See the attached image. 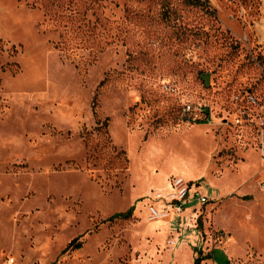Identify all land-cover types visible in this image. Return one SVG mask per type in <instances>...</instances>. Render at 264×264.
Instances as JSON below:
<instances>
[{
    "label": "rangeland",
    "instance_id": "374dc122",
    "mask_svg": "<svg viewBox=\"0 0 264 264\" xmlns=\"http://www.w3.org/2000/svg\"><path fill=\"white\" fill-rule=\"evenodd\" d=\"M263 143L264 0H0V264H264Z\"/></svg>",
    "mask_w": 264,
    "mask_h": 264
},
{
    "label": "trees",
    "instance_id": "16d2710c",
    "mask_svg": "<svg viewBox=\"0 0 264 264\" xmlns=\"http://www.w3.org/2000/svg\"><path fill=\"white\" fill-rule=\"evenodd\" d=\"M194 1H200V0H194ZM95 107H96V103L94 100V108ZM106 129H107V122H104L102 126H99L98 123V127L96 131L99 133L104 132L106 134ZM83 137L85 138L87 148L90 150V153L92 155L90 156L91 159H93L94 161H99L107 158V162H108L107 166L111 172L124 173L126 171L128 161L126 158V154L123 151H118L115 147L111 145V142L109 140H106L104 143L98 144L95 147H91L89 145L88 134L85 133ZM111 153H113V156ZM132 212H133V207L125 214L114 215L110 220L113 221L118 218H123V219L128 218L132 214ZM69 248L74 250L79 249L80 245H75L74 247L73 245H70L67 249ZM204 259L207 258L205 257ZM204 259L198 258L195 264H200Z\"/></svg>",
    "mask_w": 264,
    "mask_h": 264
},
{
    "label": "built area",
    "instance_id": "2783aa9c",
    "mask_svg": "<svg viewBox=\"0 0 264 264\" xmlns=\"http://www.w3.org/2000/svg\"><path fill=\"white\" fill-rule=\"evenodd\" d=\"M262 148L264 150V143L262 144ZM262 157L264 159V152ZM258 185L261 191L264 193V180L260 181ZM171 187L172 191L170 194H168L166 199H163L162 195L157 194L156 200H165L168 203L169 210L171 209L175 212V214H181L183 213L185 204L188 203L192 186L188 183H185L183 179L178 178L171 183ZM194 197L195 200L201 204H206L208 202L206 197H201L197 192L194 194ZM150 212L152 220H162L167 217V213L164 214L163 211L152 209ZM223 234L224 233L221 231L218 232L220 237H222Z\"/></svg>",
    "mask_w": 264,
    "mask_h": 264
},
{
    "label": "crops",
    "instance_id": "0c3cea01",
    "mask_svg": "<svg viewBox=\"0 0 264 264\" xmlns=\"http://www.w3.org/2000/svg\"><path fill=\"white\" fill-rule=\"evenodd\" d=\"M192 202H193L192 199L189 198V199H188V203L185 204V207H184V213H183L182 215H186V216L189 215L188 213H189L190 211L188 212L187 205H191ZM197 204L204 205V204H201V203H197ZM193 208H194V207H193ZM191 209H192V208H191ZM186 211H187V212H186ZM185 213H187V214H185ZM182 215L180 214V215H176V216H177V218H180V217L182 218V217H183ZM177 218H176V219H177ZM171 220L174 221V222L176 221L175 219H171ZM171 224H172V223H168V229L170 228ZM216 251H218V250H216ZM216 251H215V252H216ZM213 253H214V252H213ZM225 256H228V257H226V261H227V263L229 262V264H231V258H230V256L227 255V254H226ZM212 257H213V255H212ZM212 257H211V258H212ZM206 258L209 259L210 257H206ZM213 258H214V257H213ZM213 258H212V259H213ZM212 264H215V262L212 261Z\"/></svg>",
    "mask_w": 264,
    "mask_h": 264
},
{
    "label": "bare ground",
    "instance_id": "6f19581e",
    "mask_svg": "<svg viewBox=\"0 0 264 264\" xmlns=\"http://www.w3.org/2000/svg\"><path fill=\"white\" fill-rule=\"evenodd\" d=\"M159 220H161V219H155V220L151 219L152 222H156V221H159Z\"/></svg>",
    "mask_w": 264,
    "mask_h": 264
}]
</instances>
